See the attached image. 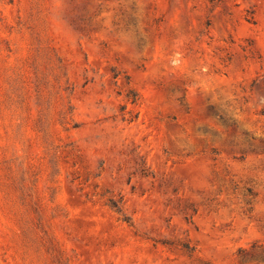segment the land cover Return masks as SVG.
<instances>
[{
    "label": "rangeland",
    "instance_id": "obj_1",
    "mask_svg": "<svg viewBox=\"0 0 264 264\" xmlns=\"http://www.w3.org/2000/svg\"><path fill=\"white\" fill-rule=\"evenodd\" d=\"M0 264H264V0H0Z\"/></svg>",
    "mask_w": 264,
    "mask_h": 264
}]
</instances>
